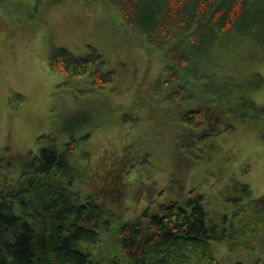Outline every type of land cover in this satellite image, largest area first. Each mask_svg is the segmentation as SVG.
<instances>
[{
	"label": "rangeland",
	"instance_id": "1",
	"mask_svg": "<svg viewBox=\"0 0 264 264\" xmlns=\"http://www.w3.org/2000/svg\"><path fill=\"white\" fill-rule=\"evenodd\" d=\"M58 47L75 56L95 48L102 72L112 71L113 80L94 86L89 70L72 77L51 68L49 56ZM251 60L240 65L242 73L264 78V59ZM167 80L161 53L126 28L104 0H0V175L14 184L41 147L54 141L61 151L74 138L67 159L81 175L68 193L79 201L90 195L112 213L99 242L78 245L99 262L120 254L115 228L147 205L184 201L195 188L208 210L229 212L225 191L235 182L248 184L251 197L264 198V122L253 129L235 122L233 131L211 138L213 149L181 147L185 127L177 115L185 105L167 101ZM250 96L264 104V84ZM124 161L127 197L117 201L107 169ZM21 229L20 223L0 227V240ZM252 242L254 248L241 254L229 253L223 242L212 246L220 264H264V223Z\"/></svg>",
	"mask_w": 264,
	"mask_h": 264
},
{
	"label": "trees",
	"instance_id": "2",
	"mask_svg": "<svg viewBox=\"0 0 264 264\" xmlns=\"http://www.w3.org/2000/svg\"><path fill=\"white\" fill-rule=\"evenodd\" d=\"M104 1L126 28L161 53L172 90L167 101L185 105L177 115L185 127L179 146L209 150L215 144L211 138L233 131L235 122L249 129L264 122V104L250 96L264 78L242 73L256 61H248L251 56L264 59V0ZM49 65L72 77L89 70L94 86L114 76L110 70L102 72L103 58L95 48L85 56L54 48ZM74 141L64 143L61 151L54 141L41 147L14 184L0 175V227L20 223L22 228L12 239L0 240V264H220L213 241L225 243L229 253L254 248L252 241L264 223V198L251 197L248 184L235 182L225 191L224 199L233 206L229 212L208 210L204 195L191 188L184 201L158 203L153 209L147 205L136 218L120 221L114 231L120 254L106 262L92 259L78 245L91 248L99 242L112 213L90 195L79 201L81 196L68 193L81 175L67 159ZM124 166L125 161L107 169L115 177L111 188L117 201L127 197Z\"/></svg>",
	"mask_w": 264,
	"mask_h": 264
},
{
	"label": "flooded vegetation",
	"instance_id": "3",
	"mask_svg": "<svg viewBox=\"0 0 264 264\" xmlns=\"http://www.w3.org/2000/svg\"><path fill=\"white\" fill-rule=\"evenodd\" d=\"M37 155V154H36Z\"/></svg>",
	"mask_w": 264,
	"mask_h": 264
}]
</instances>
